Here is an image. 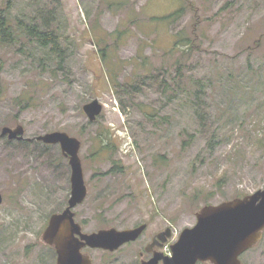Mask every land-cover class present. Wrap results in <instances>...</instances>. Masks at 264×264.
<instances>
[{"label": "rangeland", "instance_id": "1", "mask_svg": "<svg viewBox=\"0 0 264 264\" xmlns=\"http://www.w3.org/2000/svg\"><path fill=\"white\" fill-rule=\"evenodd\" d=\"M0 11L14 30L56 33L63 57L42 59L21 27L0 39V131L21 124L26 137L0 136V264H56L42 233L67 205L71 168L59 144L28 140L46 132L81 141L84 232L147 224L114 251L84 248L94 264H141L166 228L170 253L205 205L264 188V0H0ZM179 32L190 43L173 47ZM93 99L103 108L89 121ZM115 161L122 172H108ZM240 260L264 264V232Z\"/></svg>", "mask_w": 264, "mask_h": 264}, {"label": "water", "instance_id": "2", "mask_svg": "<svg viewBox=\"0 0 264 264\" xmlns=\"http://www.w3.org/2000/svg\"><path fill=\"white\" fill-rule=\"evenodd\" d=\"M102 108L98 99L83 105L89 121H95ZM0 136H6L9 140L26 138L21 124L14 128L3 126ZM28 140L59 144L71 168V191L67 205L61 212L50 215L42 233L43 241L55 250L56 264H93L91 257L82 251L85 247L114 251L142 235L147 227L145 223L128 229L110 227L91 233L84 232L75 220L74 212V208L87 196L79 156L81 141L64 131L46 132ZM196 219L194 226L184 228L171 244V254H164L154 248L163 246L171 235L170 228L157 233L144 248L146 252H152V256L142 259L141 264H197L203 261L212 264H241L240 256L262 238L264 188L244 197L205 205L196 213Z\"/></svg>", "mask_w": 264, "mask_h": 264}, {"label": "trees", "instance_id": "3", "mask_svg": "<svg viewBox=\"0 0 264 264\" xmlns=\"http://www.w3.org/2000/svg\"><path fill=\"white\" fill-rule=\"evenodd\" d=\"M183 12V7H179L168 13L163 15L161 19L166 20V22H170L175 18L179 17ZM37 24H22L17 25V27L22 29L23 32L30 36H35L37 46L43 51L42 59L46 57V55L54 56L60 62L62 61L63 57L61 56L62 50L58 47V40L56 38V33L47 31L44 28H37ZM14 30L13 27L10 25L7 16L0 11V39L4 42L10 41L13 39L20 30ZM7 42V43H8ZM189 38L181 34L180 32L175 35V40L173 43V47L176 45H186L189 44ZM24 106V105H23ZM26 106V105H25ZM98 142H99V152L105 151L106 153L109 150H112L114 147L113 139H111V135H106L103 132H100L98 135ZM108 172H122L121 164L117 161L114 162V166L109 169Z\"/></svg>", "mask_w": 264, "mask_h": 264}, {"label": "flooded vegetation", "instance_id": "4", "mask_svg": "<svg viewBox=\"0 0 264 264\" xmlns=\"http://www.w3.org/2000/svg\"><path fill=\"white\" fill-rule=\"evenodd\" d=\"M12 140H13V139H12ZM23 140H25V139H23ZM154 236H155V235H154ZM154 236L152 237V240H153ZM152 240H151V241H152ZM154 248H155L156 250H158V251H159V249H160V247H158V246H155ZM102 250H104V251H110V250H105V249H102ZM147 253L150 254V256L148 257V258H150V257L152 256V252H147ZM142 254H143V253H140L141 256H142ZM148 258H147V259H148ZM92 263H93V261H92ZM160 263H161V262H160ZM93 264H94V263H93Z\"/></svg>", "mask_w": 264, "mask_h": 264}]
</instances>
